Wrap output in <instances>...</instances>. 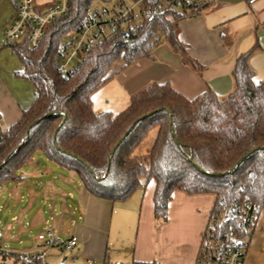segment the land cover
I'll return each instance as SVG.
<instances>
[{
    "label": "trees",
    "instance_id": "1",
    "mask_svg": "<svg viewBox=\"0 0 264 264\" xmlns=\"http://www.w3.org/2000/svg\"><path fill=\"white\" fill-rule=\"evenodd\" d=\"M109 1L71 0L68 13L55 20L37 50L26 39L7 43L24 66L18 76L34 85L36 100L0 134V185L19 180L22 168L41 153L74 172L92 196L112 203L128 201L154 181V216L161 223L168 220L176 191L213 195V210L221 199L227 203L249 199L263 207L264 81L255 83L249 64L260 47L236 60L234 90L226 97L208 90L189 100L168 83H153L133 95L129 107L119 114L98 113L93 96L111 79L118 61L125 69L152 60L154 50L166 44L185 65L199 70L179 39V24L210 5L193 0L188 8L155 13L136 31L105 34L80 67L67 74L58 72L55 58L67 38L91 19L97 2ZM167 1L145 0V4L154 9ZM153 131L156 137L150 152L138 155ZM2 257L11 256L3 253ZM105 264H110L108 255Z\"/></svg>",
    "mask_w": 264,
    "mask_h": 264
},
{
    "label": "crops",
    "instance_id": "2",
    "mask_svg": "<svg viewBox=\"0 0 264 264\" xmlns=\"http://www.w3.org/2000/svg\"><path fill=\"white\" fill-rule=\"evenodd\" d=\"M206 1L210 4L208 9L179 24V39L187 46L188 55L199 70L185 65L168 45L161 44L154 50L152 60H143L124 70L123 62H116L111 79L93 96L94 111L117 115L129 107L133 95L153 83H168L189 100L208 90L226 97L234 90L232 72L236 60L255 46L260 50L253 54L249 64L255 83L263 82L264 0L253 4L247 0ZM55 2L48 0L45 7ZM14 13L12 0H0L1 33L10 25ZM23 71L17 55L0 42V121L4 119L8 129L36 100L34 85L18 76ZM152 136L155 140V131ZM154 140L138 155H147ZM28 165L34 167L33 171H20V179L31 181L45 175L49 179L44 189H33L30 198L45 197V206L51 201V208L54 212L60 210L65 225L75 226L71 238L78 240L79 258L99 264H105L107 255L110 264H196L215 200L213 195L174 192L168 220L161 223L154 216V181L128 201L112 203L92 196L74 172L49 161L41 153H36ZM132 232H135L133 238Z\"/></svg>",
    "mask_w": 264,
    "mask_h": 264
},
{
    "label": "built area",
    "instance_id": "3",
    "mask_svg": "<svg viewBox=\"0 0 264 264\" xmlns=\"http://www.w3.org/2000/svg\"><path fill=\"white\" fill-rule=\"evenodd\" d=\"M15 15L10 25L4 30L2 42L4 44L26 39L30 48L37 50L42 45L46 32L56 19L64 16L70 9L71 0H56L43 11L37 9L35 0H15ZM132 6L117 4L109 9L97 8L91 14L78 32L72 33L62 45L55 58L54 68L67 74L80 67L86 61V55L91 47L103 35H113L119 31H136L139 23L151 19L155 13L164 9L188 8L193 0H169L165 4L151 8L145 0H132ZM257 0H249L250 4ZM105 25L104 32L101 26ZM2 130L0 128V134ZM3 137L0 135V141ZM1 190V187H0ZM262 207L249 199L227 203L225 199L219 201V208L211 209L207 225L202 236L199 256L196 264H243L248 241L251 238ZM3 232L0 230V240ZM40 244L29 253L8 254L11 257L2 259L3 251L0 243L1 264H51L50 251L60 248L62 251H72L78 246L77 238L67 242L58 240L52 230L38 236ZM19 260L15 262V258ZM65 264H66V259ZM74 262L79 257L73 258ZM60 264V263H59ZM82 264H96L94 260H83Z\"/></svg>",
    "mask_w": 264,
    "mask_h": 264
},
{
    "label": "rangeland",
    "instance_id": "4",
    "mask_svg": "<svg viewBox=\"0 0 264 264\" xmlns=\"http://www.w3.org/2000/svg\"><path fill=\"white\" fill-rule=\"evenodd\" d=\"M46 1L48 0H37L36 4L40 6L39 8L41 11L46 9ZM121 2H124L126 6H132L133 4L132 0H111L107 3L97 2L95 6L97 8L106 7L111 9ZM2 39L3 33L0 32V42L4 45ZM0 128L2 132L8 129L4 119L0 121ZM153 132L144 140L140 149L137 150V154H143L145 148L153 142ZM37 157H35V159ZM41 159L44 158L41 157ZM39 164L42 169L41 163ZM33 168L32 165H26L21 171L22 173L24 170L32 172ZM18 176L21 177V173H18ZM47 181H49V179L45 175L39 179L34 177L31 181L19 179L1 183L0 230L3 232L4 236L0 240V243L1 250L4 254L20 255L35 250L40 244L38 236L48 230H52L55 237L61 242H67L71 236H73L75 226L65 225L62 221L60 210L54 212L53 208H51V201L45 206L43 204L46 200L45 197H38L35 199V196L34 199L30 198V193L34 192L33 189H44L45 182ZM259 216L260 220L257 224V228L248 241V251L246 250L247 254L245 253L243 264H264V205ZM134 235L135 232H132L130 237L133 238ZM110 249L111 251L114 250L112 247H110ZM49 255V262L51 264H59L64 259H66V264L83 263L81 257L78 262L73 261L74 257L80 256L76 248L72 251H62L60 248H55L50 251ZM2 259L6 260L3 257ZM113 264L117 263L114 262Z\"/></svg>",
    "mask_w": 264,
    "mask_h": 264
},
{
    "label": "water",
    "instance_id": "5",
    "mask_svg": "<svg viewBox=\"0 0 264 264\" xmlns=\"http://www.w3.org/2000/svg\"><path fill=\"white\" fill-rule=\"evenodd\" d=\"M127 37V36H126ZM64 119H65V116H64ZM64 123V120L62 121V123L61 124H63ZM60 264H65V260H63Z\"/></svg>",
    "mask_w": 264,
    "mask_h": 264
}]
</instances>
